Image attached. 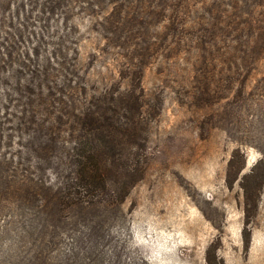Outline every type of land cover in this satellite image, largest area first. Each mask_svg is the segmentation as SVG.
Masks as SVG:
<instances>
[{"label":"rangeland","instance_id":"obj_1","mask_svg":"<svg viewBox=\"0 0 264 264\" xmlns=\"http://www.w3.org/2000/svg\"><path fill=\"white\" fill-rule=\"evenodd\" d=\"M0 264H264V0H0Z\"/></svg>","mask_w":264,"mask_h":264},{"label":"trees","instance_id":"obj_2","mask_svg":"<svg viewBox=\"0 0 264 264\" xmlns=\"http://www.w3.org/2000/svg\"><path fill=\"white\" fill-rule=\"evenodd\" d=\"M143 107V101L140 100V97L136 96V94L130 95L128 97L123 96L112 98V102L109 105V108L111 109V115L107 118L106 123L108 122L111 128L121 132L123 128L127 129V127H122V124H129L128 121H125V116L130 114L132 123L138 124V119L141 116H139L137 119H134L135 112L136 110L139 111L138 113L142 112ZM123 117H125V120L121 119ZM83 120L86 121L88 125H100L102 123L101 118L95 116V112L92 111L87 113ZM124 132L129 133L132 131ZM129 135H134V132ZM138 147L139 146H137L136 149ZM71 158V162L68 163L71 167L69 172L70 182L68 184L70 194L65 195V197L59 196V200L61 202H64L66 199V203H70L71 206L82 205L81 208L87 209L86 202H89L91 205L97 204L99 199L98 197L101 194L105 195L104 191L109 190V188H105L107 171L103 170L108 165H111L112 160L105 159L102 162L98 160L93 154L77 156L78 159L75 160L73 157ZM143 174L144 173L142 172V167L140 165L136 166L135 172L132 173V176L134 177H132L127 185L124 186V190L126 191V193L133 185H135L140 179L143 178ZM71 195H73L74 197H72ZM103 198L104 196H102L101 200Z\"/></svg>","mask_w":264,"mask_h":264}]
</instances>
